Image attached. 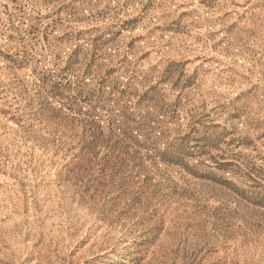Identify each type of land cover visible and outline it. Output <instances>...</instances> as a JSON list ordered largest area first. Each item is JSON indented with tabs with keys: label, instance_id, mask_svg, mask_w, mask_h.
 Wrapping results in <instances>:
<instances>
[{
	"label": "rangeland",
	"instance_id": "obj_1",
	"mask_svg": "<svg viewBox=\"0 0 264 264\" xmlns=\"http://www.w3.org/2000/svg\"><path fill=\"white\" fill-rule=\"evenodd\" d=\"M0 264H264V0H0Z\"/></svg>",
	"mask_w": 264,
	"mask_h": 264
}]
</instances>
